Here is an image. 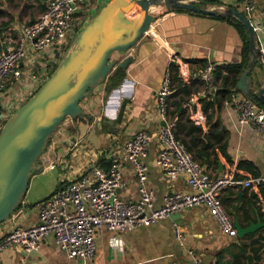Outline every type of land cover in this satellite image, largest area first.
Returning a JSON list of instances; mask_svg holds the SVG:
<instances>
[{
    "label": "crops",
    "instance_id": "1",
    "mask_svg": "<svg viewBox=\"0 0 264 264\" xmlns=\"http://www.w3.org/2000/svg\"><path fill=\"white\" fill-rule=\"evenodd\" d=\"M107 1L85 3L77 13L81 25ZM232 1L220 0L221 11ZM254 1L264 7V0ZM44 8L45 0H0V39L7 33L16 36L22 26L37 18ZM257 11L245 15L254 27V43L264 54V38L256 28V22L260 20ZM56 54L53 58L57 57ZM248 54L247 77L252 79L249 87L256 93L263 83V58L259 56L251 63L252 56L250 52ZM126 56L130 60L125 67L117 64L105 80L81 100L79 120L68 117L56 128L54 137H50L35 163L30 183L43 179L47 182L49 194L73 179L79 170H87L95 164L107 166L111 154L121 151L123 142L135 131L146 129L153 133L161 124L155 91L170 63L175 64L177 70L189 73L201 70L210 61L218 64L236 62L242 56V39L236 28L225 20L211 14L174 8L157 15L142 37L120 53L118 62ZM198 59H205V63L202 65ZM43 64L37 53L29 52L19 64L21 75L11 78L0 91V109L21 105L34 92ZM118 67L122 75L108 90L107 78ZM201 95L200 98L207 97V94ZM200 98L194 96L193 101ZM197 106L200 107V102ZM197 113L204 119L201 111ZM212 118L224 128L227 152L232 162L219 156L217 162L202 165L204 170L211 176H233L236 163L247 159L255 164L258 176L264 177V129L257 130L248 123L238 122L235 112L223 103ZM157 149L154 136L145 156L147 184L154 192L153 207L162 203L168 191L187 189L184 174L167 178L155 165ZM121 173L125 180V186L119 191L121 197L136 199L139 196L137 177L128 161H124ZM238 173L244 177L220 191L223 206L242 225L257 218L264 222V194L260 186L244 185L243 180L250 178V174ZM31 201L23 195L18 207L0 223V236L15 225L27 227L37 222L35 202L38 200ZM174 213L173 217L169 215L119 232L101 227L96 231L95 254L90 260L67 256L55 245L52 236H45L30 251L17 244L8 245L0 254V264H193V255L201 263L229 264L230 253L237 250L238 239L246 236H229L221 232L216 219L204 205ZM175 227L182 231L183 240L175 237ZM263 230L264 224L256 231ZM222 249L224 252L218 260L217 253Z\"/></svg>",
    "mask_w": 264,
    "mask_h": 264
},
{
    "label": "built area",
    "instance_id": "2",
    "mask_svg": "<svg viewBox=\"0 0 264 264\" xmlns=\"http://www.w3.org/2000/svg\"><path fill=\"white\" fill-rule=\"evenodd\" d=\"M90 1L45 0L43 11L30 23L23 25L20 33L16 36L11 33L3 36L0 39V91L11 78L21 75L19 64L29 52L37 53L41 59L44 57L42 61L45 66L48 65L46 61L53 58L54 53L61 52L67 39L81 28L82 21L77 13ZM228 6H235L244 14L258 10L260 20L256 22V28L264 38V7L258 6L254 0H234ZM44 53L46 56H43ZM215 64L207 62L201 70L189 73L179 69L178 75L183 81L195 77L203 80L206 87L197 94H212L217 88L213 74ZM48 72L47 68L43 69L34 91L49 75ZM173 91L171 71L168 68L155 91L161 117L157 130L151 133L146 129H138L123 142L121 151L111 154L107 166L95 164L87 170H79L73 179L36 201L37 222L27 227L15 225L3 233L0 236V254L10 244H17L25 251H30L45 236H52L55 245L67 256L90 260L95 254V234L101 227L116 232L133 229L198 205L206 206L221 232L235 236L234 218L223 206L220 191L237 180L231 174L211 176L174 135L177 117L168 113V97ZM193 99L194 96L183 106L191 109ZM222 103L235 112L238 122L248 123L257 130L264 129V107L258 105L251 95L232 88ZM19 106L0 109V129ZM154 136L158 144L155 165L167 178L184 174L187 184V189L165 193L162 203L157 207H153L154 192L147 184L145 163L147 149ZM124 161L132 165L137 177L139 196L136 199H124L119 192L125 186L121 173ZM50 166L53 167V164ZM243 184L264 185V177H250L244 179ZM174 234L178 240H183V233L178 227H175ZM188 252L193 255L192 250ZM193 256V264H205Z\"/></svg>",
    "mask_w": 264,
    "mask_h": 264
},
{
    "label": "water",
    "instance_id": "3",
    "mask_svg": "<svg viewBox=\"0 0 264 264\" xmlns=\"http://www.w3.org/2000/svg\"><path fill=\"white\" fill-rule=\"evenodd\" d=\"M194 1L109 0L95 14L89 15L55 68L8 116L0 129V223L20 204L30 174L36 167L35 161L45 150L49 135L67 116L82 114L81 100L93 87L102 83L117 64L127 65L130 57L118 62L120 53L132 47L161 12L183 8L197 13L236 17L249 33L251 63L260 56L264 67V54L255 45L254 29L242 11L235 6L218 11L208 8L205 0H200L201 5ZM247 75L248 69H245L236 87L252 96L249 87L252 79ZM256 94L264 103V77ZM174 214L170 215L173 217ZM234 223L240 237L255 232L264 224L259 218L250 220L247 225H242L235 218Z\"/></svg>",
    "mask_w": 264,
    "mask_h": 264
},
{
    "label": "trees",
    "instance_id": "4",
    "mask_svg": "<svg viewBox=\"0 0 264 264\" xmlns=\"http://www.w3.org/2000/svg\"><path fill=\"white\" fill-rule=\"evenodd\" d=\"M205 1L208 4H212L220 0ZM175 9L187 10L183 8ZM212 16L232 24L242 39V56L239 61L216 63L214 65L213 74L217 83L216 90L212 94H207V97L192 100L193 102L190 103L191 109H187L183 106V103L193 96L198 97L197 93L205 89L206 84L197 77L183 81L178 75L177 66L173 63L169 65L174 91L168 97V113L177 117L174 135L184 143L192 157L201 165L209 164L211 161L217 162L219 156H222L228 162H232L227 152L224 128L219 126L218 121L213 119L212 115L221 108L222 100L229 90L232 88L238 89L236 82L246 69L249 61V33L245 25L232 15ZM198 61L202 65L205 63V59H198ZM121 75L122 70L118 67L108 76L106 82L108 90L118 82ZM252 98L258 105L264 107V103L256 93L252 94ZM198 102H200V107L197 106ZM198 111L203 113L204 119L199 117ZM49 137L47 138V143L50 139ZM238 171L249 173V177L258 176L255 164L247 159L239 160L236 163L233 172L235 179L244 177ZM259 186L261 193L264 194V186L262 184ZM227 212L230 213L229 211ZM263 244L264 230L263 232L249 233L245 237L239 238L237 250L230 253L229 264H264ZM223 252L224 249L217 253L218 260L219 257H222Z\"/></svg>",
    "mask_w": 264,
    "mask_h": 264
},
{
    "label": "rangeland",
    "instance_id": "5",
    "mask_svg": "<svg viewBox=\"0 0 264 264\" xmlns=\"http://www.w3.org/2000/svg\"><path fill=\"white\" fill-rule=\"evenodd\" d=\"M195 3H197V4H199V5H201V3H200V0H195L194 1ZM208 8H212V9H216V10H218V11H221V9H222V5L220 4V1L219 2H216V3H209L208 5H206ZM76 34V33H75ZM74 34V35H75ZM74 37V36H73ZM73 37H70V38H68L67 39V41L65 42V45H64V47H63V50L60 52L59 51V56L58 57H55V58H49L47 61H46V63L48 64V65H44L43 66V69L44 68H47L48 70H49V72H48V74H50V71L52 70V69H54L55 68V65H57V63L59 62V59L61 58V56H62V54L64 53V52H66L69 48H70V46H71V44H72V40H73ZM42 69V70H43ZM68 117H71V116H67L66 118H68ZM80 116H77V117H71L72 119L73 118H75V119H77V118H79ZM65 118V119H66ZM64 119V120H65ZM77 120H79V119H77ZM61 124V123H60ZM72 128V127H71ZM56 131V130H55ZM54 131V132H55ZM82 131H84V129L82 128ZM54 132H52L51 133V135H50V137L51 138H53L54 137V135H55V133ZM49 137V138H50ZM87 140V139H86ZM39 158H40V156L36 159V161H35V163L37 164V162L39 161ZM47 190V182L46 181H44L43 179H41V180H38V181H32L31 183L29 182L28 183V187H27V189H26V191H25V193H24V197L25 198H27V199H31L32 201L31 202H33V201H36V200H39V199H42V198H44L45 196H47V194H48V192L46 191Z\"/></svg>",
    "mask_w": 264,
    "mask_h": 264
},
{
    "label": "bare ground",
    "instance_id": "6",
    "mask_svg": "<svg viewBox=\"0 0 264 264\" xmlns=\"http://www.w3.org/2000/svg\"><path fill=\"white\" fill-rule=\"evenodd\" d=\"M151 11V10H150Z\"/></svg>",
    "mask_w": 264,
    "mask_h": 264
}]
</instances>
